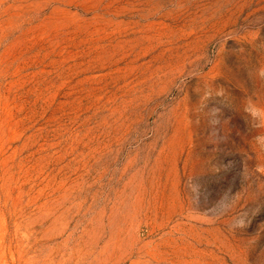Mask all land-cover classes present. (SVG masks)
Returning a JSON list of instances; mask_svg holds the SVG:
<instances>
[{"label": "rangeland", "instance_id": "374dc122", "mask_svg": "<svg viewBox=\"0 0 264 264\" xmlns=\"http://www.w3.org/2000/svg\"><path fill=\"white\" fill-rule=\"evenodd\" d=\"M0 264H264V0H0Z\"/></svg>", "mask_w": 264, "mask_h": 264}]
</instances>
